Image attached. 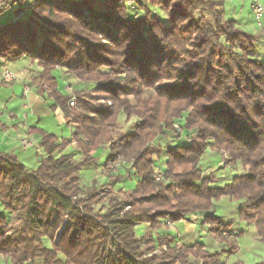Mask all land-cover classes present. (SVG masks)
Here are the masks:
<instances>
[{"label": "trees", "instance_id": "obj_1", "mask_svg": "<svg viewBox=\"0 0 264 264\" xmlns=\"http://www.w3.org/2000/svg\"><path fill=\"white\" fill-rule=\"evenodd\" d=\"M133 1L141 9L135 17L126 0L0 2V15L15 6L14 18L0 24V65L23 57L36 62L32 82L48 91L50 107H60L72 126L69 140L34 130L45 154L34 170L0 151V257L6 264H226L223 249L209 251L199 242L176 247L168 230L154 231L161 218L177 222L198 214L221 243V233L235 232L242 221L254 225L264 244V60L256 57L258 35L226 19L221 0ZM58 67L95 86L61 90ZM121 114L134 118L129 132L116 133ZM174 118L184 143L159 145L155 138L171 129ZM70 140L78 160L55 155ZM105 143L104 162L120 156L135 182L123 197L110 198L105 210H95L101 197L94 189L79 195V174L97 166ZM208 147L219 164H240L244 172L218 185L221 177L204 173L200 164ZM163 154L159 172L155 160ZM221 197L240 204L226 222L211 214ZM140 224L148 230L138 236Z\"/></svg>", "mask_w": 264, "mask_h": 264}, {"label": "crops", "instance_id": "obj_2", "mask_svg": "<svg viewBox=\"0 0 264 264\" xmlns=\"http://www.w3.org/2000/svg\"><path fill=\"white\" fill-rule=\"evenodd\" d=\"M221 1L224 4V17L226 19H233L242 30L258 35L259 39L255 44L256 57L259 60H264V15L260 19L261 25H257L250 10L252 0ZM261 2L264 6V0H261ZM14 8L15 6L9 9L12 12L10 14L5 15L9 11L7 10L0 15V24L14 18ZM257 45L259 47H256ZM3 66L15 74V78L9 82H5L1 78ZM38 70L39 66L36 62H32L28 57L8 60L3 65H0V151L12 154L29 170H34L45 155L40 144L41 134L34 130L53 133L59 140H69L70 137H59L56 132L61 130L63 126H67L69 131H71L72 127L71 124L65 122L60 107H50L52 100L48 97V91L37 89L32 82V78L37 74ZM55 73L59 77L60 86H62L61 90L63 91H88L95 86L94 82L79 80L68 73L64 67H58ZM23 140H30L31 145L24 146ZM184 141L183 136L176 138L172 132H167L157 138L158 144L161 145L169 142L171 144L172 142L179 144L184 143ZM71 152V144H68L55 155L58 156L60 153L74 155ZM99 159L100 156L98 157ZM166 159L167 157L164 155L155 160V167L158 171L164 169ZM88 169L92 168L88 167ZM94 174L96 173L94 172ZM79 176L81 175L79 174ZM228 200L230 201V199ZM232 202L235 205L233 210L236 215L240 204L237 201ZM1 212L2 209L0 207ZM211 212L213 213V209ZM201 219L202 216L199 214L187 216L180 221L173 222L168 231L174 235L179 243L190 245L194 242H199L205 246L204 240L208 231L207 227L201 223ZM252 248L253 245L251 250ZM224 253H227V250H224ZM226 263H229V260Z\"/></svg>", "mask_w": 264, "mask_h": 264}, {"label": "rangeland", "instance_id": "obj_3", "mask_svg": "<svg viewBox=\"0 0 264 264\" xmlns=\"http://www.w3.org/2000/svg\"><path fill=\"white\" fill-rule=\"evenodd\" d=\"M3 0H0V2ZM219 1V0H217ZM31 2V0H27L26 4L28 5ZM119 2H122V0H119ZM126 5L128 6V13L131 17H135L138 14L141 13V9L138 7L136 2L133 0H126ZM260 3L262 4L261 0ZM25 4V5H26ZM263 6V4H262ZM264 7V6H263ZM153 12L157 15H159L160 18H165V13L156 7L151 8ZM10 11V12H9ZM6 12L5 15L12 13L11 10ZM256 47H259L258 45ZM186 113V112H184ZM134 118L131 117L128 121L124 119V115H120L118 118V124H117V132H129L131 130V121H133ZM179 119L174 118L171 129L165 130L163 132V135H165L167 132H172L173 136L177 138L176 134H183L182 128L179 125V122L177 121ZM59 137H70L71 131L68 130L67 126L61 127V130H58L56 132ZM159 135V136H163ZM157 136L155 140L157 141ZM175 139V138H174ZM175 142V141H174ZM211 143V140L209 141ZM71 154H74V159L78 160L81 158V155L77 151V147L74 140H70ZM175 143L172 142V144L166 143L165 145L161 146H167V145H173ZM94 153V152H93ZM108 153V144L105 143L101 149L97 151V158L100 156V159L98 160L97 166L95 167H89L92 169L83 168L80 170V179L79 184L81 188L80 196H86L89 189H94L95 194L97 197H101L97 202L93 203V207L95 210L102 209L105 210L108 207L109 199L115 198L119 199L122 196L123 191H126L130 189L135 182L134 176L127 173V170L129 169V164L125 163V161L119 156L111 160L110 162L105 163V155ZM163 154L162 156H164ZM226 156V154H224ZM167 157V156H166ZM119 160L118 167L120 168L119 172H115L112 170H115L113 166H116V163ZM114 164V165H113ZM200 164L202 166L204 173L212 172L216 176H220V180L218 181V185H222L230 180L233 174H241L243 173V168L241 165H237L235 167L226 166L224 167L223 164H219L217 154L211 149V147H208L206 152L203 154V156L200 159ZM110 165V166H109ZM161 170H159L160 172ZM94 172L96 174H94ZM114 174V175H113ZM115 176H122V179L118 182H113ZM157 177V176H156ZM158 179V178H156ZM228 197H221L219 200L215 201L211 210L213 209V213L211 214L220 217L223 219L224 222L229 221L231 218H235L236 215L234 214V201L233 199H230ZM162 224L161 226L157 227L154 231L156 234H162L168 230L171 224L169 219L161 218L160 219ZM163 220V221H162ZM206 226V225H205ZM235 232L233 230H226L221 233V236L224 238V242L221 243L218 241L210 232H207L206 238L204 242L206 243L204 248H206L209 251H218L222 248L223 252L224 250H227V253L222 254L221 258L226 263L229 260V263H237V264H254L258 261H264V244H262L257 237V232L253 224H246L245 222L237 221L235 224ZM148 230V226L146 224H140L136 228V235H141L145 233ZM206 231V230H205ZM236 231L241 232L242 234L239 236L236 234ZM154 232V233H155ZM56 240V237L54 238V241ZM236 240V243H234ZM234 241V242H233ZM253 245V248L251 250V244ZM47 245H50L49 241H46ZM182 243H179L178 241L175 242L176 247L180 246ZM233 244H236L234 247ZM228 246H230V249H228ZM235 248V249H233ZM162 249H165V247L159 248L155 250V253H160ZM235 250L233 252V250ZM116 248H112V251L115 252ZM231 251V252H229ZM234 256H233V254ZM150 253H148L149 255ZM7 261H4L3 258L0 257V264H6Z\"/></svg>", "mask_w": 264, "mask_h": 264}, {"label": "built area", "instance_id": "obj_4", "mask_svg": "<svg viewBox=\"0 0 264 264\" xmlns=\"http://www.w3.org/2000/svg\"><path fill=\"white\" fill-rule=\"evenodd\" d=\"M250 10H251V12H252V14L254 16V19H255L257 25H261L260 24V19L264 15V7L260 3V0H252V2L250 4ZM1 78H2L3 81L9 82V81H11L12 79L15 78V74L10 69H8L7 67L3 66L2 67ZM25 88H27V87H25ZM74 102H75V97L71 96L70 99H69V104L71 106H73ZM22 143H23L24 146L31 145V141L30 140H23ZM119 164L120 163H119V160H118V162L116 163V166H113V168L115 170H112V171H114V173L117 172V170L119 169V167H118ZM156 178H159V175H157Z\"/></svg>", "mask_w": 264, "mask_h": 264}]
</instances>
